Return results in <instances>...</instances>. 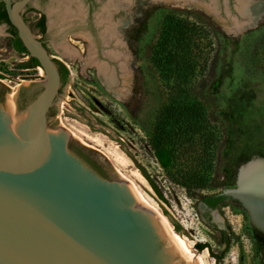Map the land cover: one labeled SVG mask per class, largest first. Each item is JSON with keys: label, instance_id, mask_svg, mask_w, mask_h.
<instances>
[{"label": "rangeland", "instance_id": "obj_1", "mask_svg": "<svg viewBox=\"0 0 264 264\" xmlns=\"http://www.w3.org/2000/svg\"><path fill=\"white\" fill-rule=\"evenodd\" d=\"M51 1L46 0L43 7L38 0L31 3V7L47 8L48 24L54 16L48 12L61 9ZM78 1L68 5L66 16L81 15ZM173 15L205 27L211 43L206 65L189 87L190 97L203 105L217 137L211 148L214 156L204 189H186L177 184L178 165L183 167L185 158L164 169L148 143L155 117L171 100L169 87L161 80L151 55L165 17ZM114 22L125 26L122 40L130 49L133 93L127 100H116L106 93L96 76L97 57L90 41L83 54L64 45L69 53L66 56L70 57L65 60L69 77L62 92V113L58 112L57 119L50 118V123L71 132L77 144L89 150L95 159L105 158L111 170L107 171L109 174L113 173L112 167L118 176L124 174L173 231L174 225L181 228L178 234L184 237L195 258L202 257L204 264H264V212L250 216L245 205L232 195H224L223 202L214 210H207L199 199V196L240 190L239 167L253 159H264V21L231 36L214 20L191 7L135 0L128 14H114ZM29 26L32 30L30 19ZM112 27L117 32L118 26ZM52 31H57L55 26H51L49 32ZM9 43V35L0 26V83L5 84L1 100L19 85L29 83L20 82L25 73L18 65L24 59L7 47ZM81 55L87 57L84 64ZM115 150L127 160L124 169L112 161L110 152ZM141 169L163 199L149 185ZM263 170V165L257 167L259 174ZM255 182L264 180L259 177ZM219 230L225 231L230 240L226 251L220 243ZM197 243L207 244L209 250L200 252ZM220 254L221 259L214 258Z\"/></svg>", "mask_w": 264, "mask_h": 264}, {"label": "water", "instance_id": "obj_2", "mask_svg": "<svg viewBox=\"0 0 264 264\" xmlns=\"http://www.w3.org/2000/svg\"><path fill=\"white\" fill-rule=\"evenodd\" d=\"M2 1L10 24L44 77L39 91L24 106H18L17 97L31 83L16 89L14 109L7 105L9 92L0 100V264H197L194 255L164 230L114 167L107 177L99 175L74 151L85 149L71 133L50 123L48 114L61 82L58 65L22 17L33 0ZM125 1L100 0L94 9L98 22L105 24L107 40L116 36L108 18ZM151 1L191 7L231 36L264 21V15L256 21L252 15L261 8L264 12V0L239 4L240 14L248 21L226 10L224 15H212L210 4L199 0ZM49 33L52 38L57 35V31ZM121 41L124 49L120 50L128 61L129 88L115 91L114 65L104 57L114 48L93 44L96 76L106 93L116 100H127L135 81L130 49ZM111 55L116 59L122 53L114 51ZM123 80L118 74L120 84ZM259 164L247 166L245 176L238 179L240 190L222 192L238 198L252 217L264 212V182H255L259 177L264 180V170L260 174L257 171Z\"/></svg>", "mask_w": 264, "mask_h": 264}, {"label": "trees", "instance_id": "obj_3", "mask_svg": "<svg viewBox=\"0 0 264 264\" xmlns=\"http://www.w3.org/2000/svg\"><path fill=\"white\" fill-rule=\"evenodd\" d=\"M1 16L11 25L4 10ZM11 27L13 47L18 53L27 54L17 36V31L13 26ZM210 45L208 31L199 23L176 18L174 15L166 16L151 55L152 64L161 80L169 87L171 100L155 117L148 143L156 161L164 169L172 168L185 158L186 164L183 167L178 165L180 170L176 174L175 181L186 189L206 187V173L210 170L214 156L211 148L217 140L203 105L190 97L189 88L196 75L207 63ZM33 60L37 63L34 58ZM61 68L63 79L67 81L68 71L62 65ZM74 151L99 175L107 177L80 150L74 148ZM141 173L152 189L163 199L148 174L143 169ZM199 199L206 206L215 209L223 201L224 195L220 192L199 196ZM174 231L180 234L181 228L174 225ZM219 232L222 234L220 243L226 251L230 240L225 231L219 230ZM195 246L200 252L204 249L209 250L207 244L197 243ZM214 258L221 259L222 254Z\"/></svg>", "mask_w": 264, "mask_h": 264}, {"label": "flooded vegetation", "instance_id": "obj_4", "mask_svg": "<svg viewBox=\"0 0 264 264\" xmlns=\"http://www.w3.org/2000/svg\"><path fill=\"white\" fill-rule=\"evenodd\" d=\"M34 1V0H33ZM32 1V2H33ZM46 0H38L39 6L43 7V3ZM184 1V0H181ZM190 1L191 0H187ZM197 1V0H193ZM201 2H207L206 4H210L212 15L220 14L224 15V10L228 11L229 14H234L237 17H240L242 19H245V21H248V18H244L238 9L239 4L245 2H249L248 0H199ZM31 2V3H32ZM100 0H80L78 1L81 15L80 16H64V15H54L50 18L49 24H48V16L46 13V9L42 10L39 7H31V3H29L24 10L22 11V17L24 18L25 22L29 26V19L32 20V33L35 34V37L42 43V45L47 49L50 57L52 60L58 65V71L60 75V89L57 99L55 100L54 105L50 108L49 111V117L50 118H59L58 112L61 114V108L64 101L62 100L63 88L66 86L67 81L63 79V72L61 65L67 70L65 60H70V57H67L69 53L65 46H68V48L75 49L79 54L84 53V49L87 46L89 40L88 38L93 42L95 46L102 47V48H114L113 51H107L102 56H104L110 63H113L115 73L113 74L114 81H115V91L121 90V87L125 86V89L129 88V74L127 71V59L126 54L124 51L120 50L124 49V44L122 43V38L124 36V31H122L125 26L122 25L120 22H114V14H117L118 12H123L125 14H128L130 12V8L134 5L135 0H126L124 3L117 5L116 10H113L108 18V21L112 26H118L116 36L107 40L103 34V29L105 27V24H101L98 22L97 16L93 15L94 9L99 5ZM50 3L56 4V6L64 8L62 4L58 3L57 1L53 0ZM74 5H72L73 7ZM59 9V8H58ZM60 9V10H61ZM3 10H5V5L2 0H0V26L3 27V31L9 35L10 43L7 44L11 47L13 52L24 59V62H21V64L18 65L21 71H23L25 74H22L21 76L24 78V80H20V82H27L31 83V86L29 89H23L19 92L17 97V104L19 107L24 106L38 91H39V82L43 80V74H41V68L39 67L38 62L35 63L32 57H30L25 53H18L16 49L12 45L13 37L10 34L12 30V25H9L7 21L1 16ZM59 10V14L62 12ZM74 14V11L72 12ZM227 13V12H226ZM7 14V13H6ZM228 15V14H227ZM253 19L256 21L261 16L264 15L263 9L255 10V12L252 13ZM52 22V23H50ZM51 26H55L57 29V35L55 38L50 37V28ZM30 27V26H29ZM31 29V27H30ZM16 30V29H15ZM80 32V33H76ZM123 33V35H122ZM85 35L88 37L86 38ZM73 38V39H72ZM120 52L121 58H113L111 55V52ZM66 52V53H65ZM64 53V54H63ZM81 58V62L83 63V60L86 59L82 55L79 57ZM78 58V59H79ZM36 60V59H35ZM77 60V59H74ZM37 61V60H36ZM77 62L80 63V61L77 60ZM122 63V64H121ZM84 64V63H83ZM108 63H105V67L107 68ZM122 65V68H121ZM108 69V68H107ZM109 70L111 68L109 67ZM68 71V70H67ZM118 74L119 78H125V81L123 80V84L119 83L118 81ZM2 83V82H1ZM0 83V100L4 96V86L5 84ZM125 83V84H124ZM9 87V86H8ZM114 92V91H113ZM122 94V93H119ZM124 94V93H123ZM67 98V97H66ZM61 100L60 104L59 101ZM60 106V110L58 107ZM81 152L86 155L91 161H93L96 166L99 168V170L103 171L107 175V170L109 168L108 164L104 159L98 158L95 159L92 157L91 152L89 150H84ZM108 176V175H107ZM221 201L220 203H222ZM202 203V202H201ZM219 203V204H220ZM203 204V203H202ZM205 205V204H204ZM206 206V205H205ZM207 210H214V208H210L206 206ZM220 241L222 238V234L219 232Z\"/></svg>", "mask_w": 264, "mask_h": 264}, {"label": "bare ground", "instance_id": "obj_5", "mask_svg": "<svg viewBox=\"0 0 264 264\" xmlns=\"http://www.w3.org/2000/svg\"><path fill=\"white\" fill-rule=\"evenodd\" d=\"M58 3L62 4V6H64L65 8L62 10V12L59 14V10H51L48 12V14L51 15H65L67 14L68 11V5L71 4L73 2V0H55ZM66 16V15H65ZM41 74H43V71L41 69ZM16 91H13L10 95H7V105L8 108L14 109V94ZM71 133V132H70ZM114 149V148H113ZM110 155L112 156V161L116 164L117 167L124 169L127 165V160L126 158L118 151H111ZM263 159V158H262ZM252 161V160H251ZM240 172V171H239ZM240 174V173H239ZM120 177V176H119ZM122 181H124L130 188L131 190L134 192V194L136 195V197L138 198V200L142 203L143 206H145L146 208L150 209L157 217V219L159 220L160 224L162 225V227L164 228V230L175 240L177 241L181 246H183L187 251H189L191 253V249L190 246L187 244L186 240L184 239V237H181L179 234H177L176 232H174L168 225V223L166 222V220L161 217L149 204V202L146 200V198L143 197V195L138 191V189L135 187V185L124 175L121 174ZM192 254V253H191ZM194 255V253L192 254ZM195 257V256H194ZM196 262L197 264H204V261L202 259V257L197 256L196 258Z\"/></svg>", "mask_w": 264, "mask_h": 264}, {"label": "crops", "instance_id": "obj_6", "mask_svg": "<svg viewBox=\"0 0 264 264\" xmlns=\"http://www.w3.org/2000/svg\"><path fill=\"white\" fill-rule=\"evenodd\" d=\"M254 162H260L259 165H263V167H264V159H262V158L260 160H258V161L254 160V159L252 161H248V163L246 162L245 164H243V165H241L239 167L238 173H240V174L238 175V179H240V177L242 175H243V177L245 176L244 174H246L245 171H246L247 166L252 164V163H254ZM263 237H264V233H263Z\"/></svg>", "mask_w": 264, "mask_h": 264}]
</instances>
